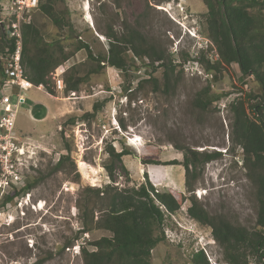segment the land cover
Masks as SVG:
<instances>
[{
    "label": "rangeland",
    "instance_id": "obj_1",
    "mask_svg": "<svg viewBox=\"0 0 264 264\" xmlns=\"http://www.w3.org/2000/svg\"><path fill=\"white\" fill-rule=\"evenodd\" d=\"M98 1L91 7L87 0L58 3L57 11L67 14L72 28H56L40 10L33 15L44 43H60L72 52L54 75L65 79L76 66L77 74L85 76L94 64L85 51L74 52L73 45L85 42L94 54L106 55L110 41L105 34L121 35L132 28L173 56L178 64L173 75L177 84L170 94L155 89L161 86L163 69L154 71L148 59L141 61L128 51L127 72L107 66L99 74H89L78 99L56 92L51 79V88L60 95L55 119L38 123L28 106L20 109L17 134L28 148H41L43 157L41 169L29 175L33 182L30 193L5 206L0 203V264H84L81 249L91 250L90 243L112 236L105 230L79 235L78 205L84 191L109 184L119 189L138 188L148 181L155 189L183 200L181 210L167 219L165 239L152 251V264H194L193 254L201 250L209 264L226 263L211 229L188 217L191 202L187 199L195 197L211 216H222L234 226L249 231L256 227L258 186L249 177L243 150L233 143L229 105L235 99L260 94L261 89L254 78L243 80L236 64L225 67L215 81L214 73L207 74L195 61L202 52L212 62L215 58L216 49L204 35L207 7L203 0ZM69 36L74 40L68 41ZM152 75L159 80L157 85ZM207 87L210 96L220 100L202 111L194 100ZM23 94L29 105L46 101L55 106L36 87ZM96 103L101 109L90 117ZM110 145L117 152L126 149L132 154L123 158L124 169L117 164L114 181L103 168ZM188 149L220 154L200 168V178L190 189L182 166ZM64 155L70 160L57 171L56 164ZM146 160L176 161L178 165H145ZM248 264L264 262L251 256Z\"/></svg>",
    "mask_w": 264,
    "mask_h": 264
},
{
    "label": "trees",
    "instance_id": "obj_2",
    "mask_svg": "<svg viewBox=\"0 0 264 264\" xmlns=\"http://www.w3.org/2000/svg\"><path fill=\"white\" fill-rule=\"evenodd\" d=\"M60 1L62 0H40V11L56 28L60 30L66 26L72 28L69 20L67 21V14L57 11ZM203 2L207 7L204 15L206 25L204 35L215 47L219 59L212 62L206 59L202 52L195 61L204 67L207 74L214 73L212 77L215 81L225 67L236 64L239 66L242 79L253 77L261 89L260 94L235 99L229 105L232 115V140L243 150V161L250 171L249 177L258 186L259 211L256 227L251 231L234 226L222 216H211L195 197L187 199L191 202L187 215L194 222L211 229L212 237L221 249L223 260L227 264H248V258L251 256L258 262H264V0H203ZM105 36L110 41L106 55L94 54L91 46L85 42L73 45L74 52H86L87 60L94 64V68L85 76H79L76 66H73L64 79L66 93L80 92L89 74H99L107 66L127 72L128 51H131L136 59L141 61L148 59L149 66L154 71L158 67L162 68L161 86L155 89H159L163 94L172 92L177 84L173 75L178 64L174 62L171 54L148 43L141 32L132 28H127L121 35L106 33ZM23 40V64L28 81L36 87L43 85L49 94L54 95L55 91L49 84L51 74L63 69L72 52H67L66 47L60 43H44V38L34 21L24 26ZM67 40L72 41L74 38L69 36ZM6 46L13 50L14 42L2 36L0 52ZM4 76L5 69L0 63V81ZM151 79L156 85L159 83L153 75ZM210 91L211 88L207 87L197 93L194 100L196 108L207 111L220 100V97L210 96ZM100 109L101 105L96 103L93 105L94 112L88 115L94 117ZM106 152L109 159L103 168L110 180L114 181L117 164L124 169L123 158L132 154L126 149L117 152L111 145ZM219 156L218 153H199L188 149L182 163L186 187L190 189L200 178L201 167ZM68 160L69 155L61 156L56 164V170H60ZM143 164L178 165L176 161L160 163L154 160H146ZM32 187V178L29 177L23 187L16 188L14 192L5 196L1 204L5 206L15 199L24 197L30 193ZM82 199L78 205L82 225L79 235L95 230H105L112 234L111 237H103L90 243L89 245L93 247L91 250L87 247L81 249L84 264H152V251L165 239L167 219L179 212L183 205V200L177 195L159 191L149 181L138 188L119 189L110 184L102 189L87 188ZM193 263L209 264L204 251L193 254Z\"/></svg>",
    "mask_w": 264,
    "mask_h": 264
},
{
    "label": "built area",
    "instance_id": "obj_3",
    "mask_svg": "<svg viewBox=\"0 0 264 264\" xmlns=\"http://www.w3.org/2000/svg\"><path fill=\"white\" fill-rule=\"evenodd\" d=\"M40 3V0H3L0 3V40L4 36L14 42L13 50L6 46L0 52V63L5 69L4 79L0 81V203L16 188L23 187L31 172L35 174L41 169L43 150L36 146L28 148L17 134L18 113L27 101L23 93L36 87L28 81L23 64V28L32 22L33 15L40 10ZM213 58L214 61L219 59L216 50ZM51 79L56 92H65L63 78L52 73ZM245 87L247 89L248 84ZM36 88L46 90L43 85ZM69 94L70 99H78V92Z\"/></svg>",
    "mask_w": 264,
    "mask_h": 264
},
{
    "label": "crops",
    "instance_id": "obj_4",
    "mask_svg": "<svg viewBox=\"0 0 264 264\" xmlns=\"http://www.w3.org/2000/svg\"><path fill=\"white\" fill-rule=\"evenodd\" d=\"M45 92V97H48V99L55 102V106L50 105V103H47L46 101H42L41 105L40 103H34L29 105V100L26 101L24 106H28V110L30 112V115L32 116V119L37 121L38 123H44L48 122L49 119H55V114L59 111V102L56 100L58 96H56V92L54 95L49 94L46 90H42ZM60 94V93H59ZM50 105V107L48 106ZM52 114V116H51ZM52 117V118H51Z\"/></svg>",
    "mask_w": 264,
    "mask_h": 264
},
{
    "label": "clouds",
    "instance_id": "obj_5",
    "mask_svg": "<svg viewBox=\"0 0 264 264\" xmlns=\"http://www.w3.org/2000/svg\"><path fill=\"white\" fill-rule=\"evenodd\" d=\"M92 3H94V4H99V1L98 0H89V3H88V5H89V7H91V4ZM29 194V193H28ZM28 194H26V195H28ZM210 243H208L207 245H209ZM223 264H226V263H223Z\"/></svg>",
    "mask_w": 264,
    "mask_h": 264
}]
</instances>
